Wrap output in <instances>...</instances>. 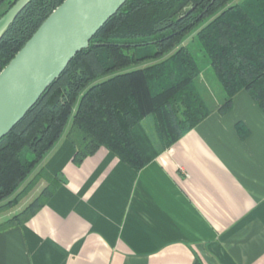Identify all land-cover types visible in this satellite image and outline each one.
<instances>
[{"label": "trees", "instance_id": "16d2710c", "mask_svg": "<svg viewBox=\"0 0 264 264\" xmlns=\"http://www.w3.org/2000/svg\"><path fill=\"white\" fill-rule=\"evenodd\" d=\"M16 1L0 0V18ZM63 2L31 0L0 40V72ZM194 33L225 93L220 113L242 91L264 112V0H128L0 140V209L46 183L0 233L26 224L55 194L59 177L40 166L64 134L75 164L105 148L139 172L210 115L203 70L183 44Z\"/></svg>", "mask_w": 264, "mask_h": 264}, {"label": "crops", "instance_id": "0c3cea01", "mask_svg": "<svg viewBox=\"0 0 264 264\" xmlns=\"http://www.w3.org/2000/svg\"><path fill=\"white\" fill-rule=\"evenodd\" d=\"M206 101L210 115L139 172L105 148L75 164L64 134L40 166L57 190L0 233V264H264V112L246 91L226 114L225 95Z\"/></svg>", "mask_w": 264, "mask_h": 264}, {"label": "water", "instance_id": "95a60500", "mask_svg": "<svg viewBox=\"0 0 264 264\" xmlns=\"http://www.w3.org/2000/svg\"><path fill=\"white\" fill-rule=\"evenodd\" d=\"M128 0H64L0 72V140ZM31 0H17L0 18V40Z\"/></svg>", "mask_w": 264, "mask_h": 264}, {"label": "rangeland", "instance_id": "374dc122", "mask_svg": "<svg viewBox=\"0 0 264 264\" xmlns=\"http://www.w3.org/2000/svg\"><path fill=\"white\" fill-rule=\"evenodd\" d=\"M3 9V8H2ZM194 34H191L185 41H184V45H189V49L191 50L192 54L195 56L196 60L198 61V63L200 64L203 73H202V80L204 81V84L207 85L210 90H211V94L210 97L207 95V97L205 96L206 100H208L209 102L211 101H218L221 100L223 98V96L225 95L223 88L221 86V84L218 82V80L216 79L213 70L211 69L207 58L205 57L203 51L200 49V46L198 44L197 41L194 40ZM145 126L148 130V132L153 135L154 134V118L152 116L148 117L147 120L145 121ZM67 133V132H66ZM35 174H33L30 179L33 178ZM42 183H44V181L40 182L32 191L31 193L26 196L24 199L21 200L20 204L11 209V210H3L0 209V222L5 221L7 218H9L10 216H12L14 213L20 211L21 209H23L29 202H31L42 190L41 186ZM4 205V203L0 204V207Z\"/></svg>", "mask_w": 264, "mask_h": 264}]
</instances>
